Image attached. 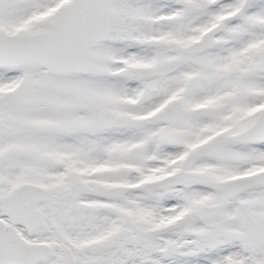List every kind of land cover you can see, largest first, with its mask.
Masks as SVG:
<instances>
[{
	"label": "snow or ice",
	"instance_id": "6c2138e0",
	"mask_svg": "<svg viewBox=\"0 0 264 264\" xmlns=\"http://www.w3.org/2000/svg\"><path fill=\"white\" fill-rule=\"evenodd\" d=\"M0 264H264V0H0Z\"/></svg>",
	"mask_w": 264,
	"mask_h": 264
}]
</instances>
